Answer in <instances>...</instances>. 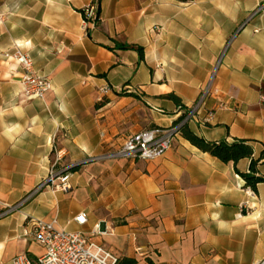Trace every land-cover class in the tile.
<instances>
[{"label":"crops","instance_id":"crops-1","mask_svg":"<svg viewBox=\"0 0 264 264\" xmlns=\"http://www.w3.org/2000/svg\"><path fill=\"white\" fill-rule=\"evenodd\" d=\"M91 4L0 0V203L15 205L36 191L0 219V264L43 254L24 235L27 219L81 233L136 264L264 263V183L253 193L231 163L179 134L150 161L85 163L138 133L172 127L218 61L215 93L188 127L210 142L245 140L257 159L264 9L245 21L264 0H100L99 22L84 30L80 11ZM131 46L143 49L142 60L123 49ZM17 49L50 82L41 99L20 96L21 67L4 57ZM248 167L247 159L236 165L240 173ZM53 168L67 169L68 191L39 189ZM258 171L264 175V164ZM79 213L83 226L73 222Z\"/></svg>","mask_w":264,"mask_h":264},{"label":"built area","instance_id":"built-area-1","mask_svg":"<svg viewBox=\"0 0 264 264\" xmlns=\"http://www.w3.org/2000/svg\"><path fill=\"white\" fill-rule=\"evenodd\" d=\"M262 9H264V5L259 6L256 11L249 15L245 23ZM80 13L84 30H87L89 27L94 28L99 22V14L95 0H93V4L84 7ZM227 48L228 45L225 46L222 56ZM4 57L15 61L21 67V98L26 102L41 99L44 93L49 90L50 82L36 73L29 54L17 49L13 54H5ZM219 62L210 74L205 86L200 90L197 100L189 108L188 114L179 124L173 125L168 129H149L138 133L128 138L119 149L99 156L90 157L86 159L85 163L118 159L150 161L161 157L171 148L181 125L189 122L203 107L206 99L215 93L213 85ZM108 91L109 89L104 87L102 94L105 95ZM224 107V105H220V108L223 109ZM68 179L69 173H67V169L56 170L53 168L49 171L48 177L41 183L39 189L52 188L66 192L69 190ZM35 192L15 205L0 203V219L17 211ZM73 222L78 226H83L86 223L85 213H79L73 218ZM24 235L41 246L44 252L34 261H31L26 255L17 256L12 259L11 264H116L117 262L114 256L90 242L81 233L57 231L54 228V223H44L34 219H27V228L24 230ZM138 252L141 256L146 254L143 252L140 253V251Z\"/></svg>","mask_w":264,"mask_h":264},{"label":"trees","instance_id":"trees-1","mask_svg":"<svg viewBox=\"0 0 264 264\" xmlns=\"http://www.w3.org/2000/svg\"><path fill=\"white\" fill-rule=\"evenodd\" d=\"M95 2L100 3V0H95ZM97 12L99 14V9ZM123 49L134 50L138 53L139 59H143L142 48L131 46L123 47ZM166 98L175 103L179 102V99L173 94L167 95ZM185 116L186 114L180 116L173 125L179 124ZM178 134L202 153L208 154L224 164L231 163L236 174L244 180V187L250 189L253 193L257 192V185L264 183V175H260L258 171V167L264 164V151L255 159L253 157V148L249 142L245 140H234L232 143H227L226 141L210 142L192 132L188 127V122L181 125ZM244 159L249 160L248 173H240L236 168L237 163ZM116 264H136V261L130 258H122L117 259Z\"/></svg>","mask_w":264,"mask_h":264}]
</instances>
